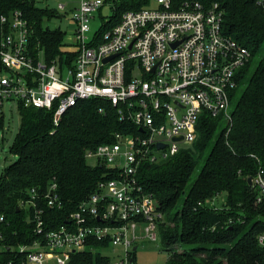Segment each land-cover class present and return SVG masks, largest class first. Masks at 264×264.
Instances as JSON below:
<instances>
[{"label": "built area", "instance_id": "1", "mask_svg": "<svg viewBox=\"0 0 264 264\" xmlns=\"http://www.w3.org/2000/svg\"><path fill=\"white\" fill-rule=\"evenodd\" d=\"M72 2L71 37L65 39L64 33L61 48L65 59L75 53L70 62H47L42 51L34 54L24 13L17 8L0 12V115L5 103L15 102L17 108L52 110L57 125L77 101L100 98L116 107L125 127L113 134V142L85 151L86 161L105 171L67 222L45 228L44 210L63 205L55 182L41 192L30 188L17 204L38 235L28 242L7 244L0 214V264H100L84 252H98L108 264H135L138 241L159 240L165 220L138 183L139 168L190 146L203 113L229 117L230 91L251 58L247 47L223 32L217 2L173 8L171 0H148L146 6L123 11L113 24L107 22L116 0ZM65 6L58 4L61 10ZM104 7L108 12H102ZM96 14L100 25L89 36ZM251 182L256 201H262L264 166H258ZM257 242L264 247V233Z\"/></svg>", "mask_w": 264, "mask_h": 264}, {"label": "trees", "instance_id": "2", "mask_svg": "<svg viewBox=\"0 0 264 264\" xmlns=\"http://www.w3.org/2000/svg\"><path fill=\"white\" fill-rule=\"evenodd\" d=\"M171 1L173 8L184 2H217L223 9V32L247 47L251 58L230 91L229 117L203 113L190 146L166 160L143 163L138 170V183L165 215L159 225V240L168 252L165 264H264V247L257 242V235L264 233V198L256 201L257 191L247 181L264 166V0ZM35 2L0 0V12L17 8L24 13L34 54L42 51L47 62H70L75 53H66L65 59L61 50L65 32L43 26L58 16L57 9ZM146 5L148 0H116L107 23L117 22L125 10ZM18 111L20 123L10 146L16 158L0 175V214L9 245L38 236L32 234L26 212L17 210L32 187L41 192L55 182L63 205L44 210L45 228L67 222L105 171L91 166L85 151L113 142V134L125 127L116 107L100 98L77 101L57 125L52 110L20 104ZM84 253L94 263L108 264L98 252Z\"/></svg>", "mask_w": 264, "mask_h": 264}, {"label": "rangeland", "instance_id": "3", "mask_svg": "<svg viewBox=\"0 0 264 264\" xmlns=\"http://www.w3.org/2000/svg\"><path fill=\"white\" fill-rule=\"evenodd\" d=\"M66 4L65 10L58 8V4ZM72 0H36L35 4L38 7H53L58 11L59 16L45 20L43 26L49 28L59 27L65 34V39L70 40L71 31L73 28V21L70 19L72 7ZM149 6L153 7L155 4L151 2ZM102 12H108L104 7ZM100 25V18L95 15L94 20L90 22V36ZM257 59V58H256ZM3 126L0 128V175L6 165L12 162L16 156L10 153V146L14 140V136L18 130L20 123V116L15 102H8L3 105L2 114ZM200 166V164H199ZM138 249L135 253V264H165L168 257V252L162 249L160 240L151 241L147 238H141L138 241ZM106 253V252H105ZM112 256L111 253H107ZM116 256H113L115 258Z\"/></svg>", "mask_w": 264, "mask_h": 264}, {"label": "water", "instance_id": "4", "mask_svg": "<svg viewBox=\"0 0 264 264\" xmlns=\"http://www.w3.org/2000/svg\"><path fill=\"white\" fill-rule=\"evenodd\" d=\"M107 59H108V58H105L104 60H107ZM247 181H248V184H249V185L252 184V182H251V177H248ZM17 210H18V208H17ZM130 264H131V262H130Z\"/></svg>", "mask_w": 264, "mask_h": 264}]
</instances>
